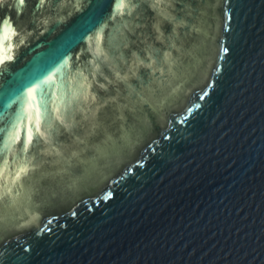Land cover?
I'll list each match as a JSON object with an SVG mask.
<instances>
[{
  "label": "water",
  "instance_id": "water-1",
  "mask_svg": "<svg viewBox=\"0 0 264 264\" xmlns=\"http://www.w3.org/2000/svg\"><path fill=\"white\" fill-rule=\"evenodd\" d=\"M0 264H264V0H0Z\"/></svg>",
  "mask_w": 264,
  "mask_h": 264
},
{
  "label": "snow or ice",
  "instance_id": "snow-or-ice-1",
  "mask_svg": "<svg viewBox=\"0 0 264 264\" xmlns=\"http://www.w3.org/2000/svg\"><path fill=\"white\" fill-rule=\"evenodd\" d=\"M18 2H19V4H20L21 6H23V4H24V0H18ZM29 140H31V137H29Z\"/></svg>",
  "mask_w": 264,
  "mask_h": 264
}]
</instances>
